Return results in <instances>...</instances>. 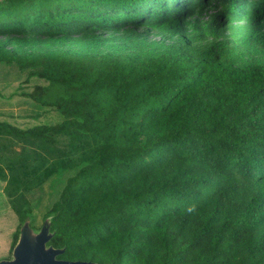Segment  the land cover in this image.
<instances>
[{"label":"trees","instance_id":"obj_1","mask_svg":"<svg viewBox=\"0 0 264 264\" xmlns=\"http://www.w3.org/2000/svg\"><path fill=\"white\" fill-rule=\"evenodd\" d=\"M0 65L63 118L0 120L10 255L48 220L61 260L264 264V0H0ZM65 171L36 229L25 194Z\"/></svg>","mask_w":264,"mask_h":264},{"label":"rangeland","instance_id":"obj_2","mask_svg":"<svg viewBox=\"0 0 264 264\" xmlns=\"http://www.w3.org/2000/svg\"><path fill=\"white\" fill-rule=\"evenodd\" d=\"M148 37L151 40L163 39L157 32H150ZM189 46L198 45L191 44ZM231 46H234V44L231 43ZM52 49L54 48L37 47L35 54L43 53L45 50L51 51ZM6 50L10 49L7 48ZM237 56V51L232 55H228V64L238 66L239 62L235 59ZM25 78L26 75L18 72L16 68L0 65V93L3 94L2 97H8L11 94L13 96L12 99L0 97V120L21 129L32 127L38 123L53 125L61 122L63 118L59 113L42 109L31 100L16 94ZM37 82V80L33 79L27 87L24 85L23 88L29 90ZM72 174V171H65L63 174L54 175L41 188L25 194L26 199L33 202L31 216L33 227L36 229L41 227L47 211L58 199L63 189L64 181ZM4 184V181L0 180V261L12 257L9 254V248L12 236L19 224L16 214L10 208L8 199L3 193Z\"/></svg>","mask_w":264,"mask_h":264},{"label":"water","instance_id":"obj_3","mask_svg":"<svg viewBox=\"0 0 264 264\" xmlns=\"http://www.w3.org/2000/svg\"><path fill=\"white\" fill-rule=\"evenodd\" d=\"M47 222L48 220L44 221L39 232L33 231L29 222H25L20 228L19 240L13 249L11 260L0 261V264H105L57 259L62 251L46 245L50 239Z\"/></svg>","mask_w":264,"mask_h":264}]
</instances>
